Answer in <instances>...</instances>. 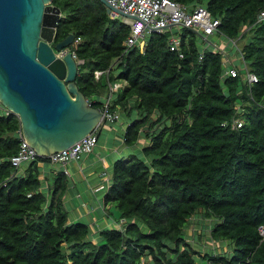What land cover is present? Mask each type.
Segmentation results:
<instances>
[{"label":"trees","instance_id":"16d2710c","mask_svg":"<svg viewBox=\"0 0 264 264\" xmlns=\"http://www.w3.org/2000/svg\"><path fill=\"white\" fill-rule=\"evenodd\" d=\"M173 1L207 8L224 37H247L239 48L258 81L248 88L241 74L224 75L222 52L191 28L174 32L177 51L171 30L127 46L129 25L100 0H52L62 11L55 42L70 32L81 39L70 46L83 60L79 90L102 107L109 83L124 82L109 108L129 118L124 145L145 143L114 159L102 193V205L118 210L112 218L126 219L124 230L104 227L95 241L88 222L69 220L63 166L44 180L50 157L36 156L23 171L13 165L20 120L0 109V264H264V0ZM95 71H103L98 79ZM197 214L213 220L211 239L228 249L201 253L188 242Z\"/></svg>","mask_w":264,"mask_h":264},{"label":"water","instance_id":"95a60500","mask_svg":"<svg viewBox=\"0 0 264 264\" xmlns=\"http://www.w3.org/2000/svg\"><path fill=\"white\" fill-rule=\"evenodd\" d=\"M107 13L120 9L100 0ZM61 8L52 0H0V102L18 115L23 138L40 156L70 148L105 124L76 83L78 61L57 53L73 42H55Z\"/></svg>","mask_w":264,"mask_h":264},{"label":"built area","instance_id":"2783aa9c","mask_svg":"<svg viewBox=\"0 0 264 264\" xmlns=\"http://www.w3.org/2000/svg\"><path fill=\"white\" fill-rule=\"evenodd\" d=\"M106 2L113 8L120 9L128 16H121L123 21L126 22L130 27V34L124 40L127 46L135 45L139 43L142 47L145 44V37L152 31L162 32L165 30H171L173 33L170 37V49L179 50L180 49V36L175 35L174 32L181 27H188L199 32L202 36L204 44H209L212 46L214 51H221L223 54L222 62L225 65L224 75H238L241 74L245 80L248 88L258 81V76L255 72L251 71L244 60L243 51L239 48L237 39L225 37L226 43L223 44H213L208 42L207 38L215 33L222 35L219 31L220 20L211 15L209 10L202 5H196L192 10H189L187 6L175 2L173 0H106ZM111 17H119V15L113 11L108 13ZM258 20L264 21V9H262L258 14ZM80 37H74L73 42L80 41ZM231 42L236 46V52L238 56H232L230 54L229 44ZM70 50L72 56L82 63L83 60L79 59L73 49H65L60 53H66ZM179 52V51H178ZM179 55L183 57V53L179 52ZM203 51H201L199 57L202 58ZM103 71H95V76L98 79ZM121 86L120 83L110 84V90L117 89ZM110 96L104 101L101 110L104 117L108 121H117L120 119V112L118 110H110ZM0 109L8 112V109H4L0 102ZM243 123L241 118H235L233 120V127H240ZM18 135L20 138V144L18 152L11 157L13 165L16 167H21L25 165L28 161L33 160L38 156L37 152L28 144V142L23 138L22 130H18ZM97 142V137L95 133H90L85 136L81 141L72 145L68 149L53 152L48 155L50 161L55 164L63 166V172L68 174V168L66 164L70 160H77L83 153H88L93 150ZM20 171H22L20 169ZM124 219L117 224H123ZM123 230L124 227L120 226ZM259 234L262 239H264V224L258 227ZM206 264H216L212 261H207Z\"/></svg>","mask_w":264,"mask_h":264},{"label":"crops","instance_id":"0c3cea01","mask_svg":"<svg viewBox=\"0 0 264 264\" xmlns=\"http://www.w3.org/2000/svg\"><path fill=\"white\" fill-rule=\"evenodd\" d=\"M125 127L121 125L120 121L101 125L100 129H97V143L93 151L83 153L79 160H70L66 165L69 184L64 193L63 201L69 211V220L88 222L91 230L96 233L104 227H124L127 222L124 218L118 220L112 218L113 212H111L110 207L102 205V193L112 178V163L116 157L123 156L129 147L123 143L122 135ZM101 133L104 134V138L99 141ZM42 168L41 177L45 180V178L52 176L56 170H59L61 165L43 164ZM70 211H73L72 214ZM122 219H124L123 224L116 223Z\"/></svg>","mask_w":264,"mask_h":264},{"label":"rangeland","instance_id":"374dc122","mask_svg":"<svg viewBox=\"0 0 264 264\" xmlns=\"http://www.w3.org/2000/svg\"><path fill=\"white\" fill-rule=\"evenodd\" d=\"M246 39H247V37L240 40L238 42V46H242V44L245 42ZM207 40H208V42H212L213 44L214 43L215 44L221 43L224 45L226 43V38L222 35H219L218 33H215V34L209 36L207 38ZM229 48H230V54L232 56H235V55L238 56V54L236 52V46L232 42H231V44H229ZM119 121L121 122V125L126 126V124L129 122V118L127 117V115L125 113H123L121 111ZM119 121H117V122H119ZM103 138H104V134L101 133V135H99V141H101ZM142 141H144V139H142L141 141H139L137 144H135L133 146H129L126 149V151L124 152L123 156H126L131 151L132 152H139L140 149L142 148V145H143ZM144 143H145V141H144ZM42 170H43V168H42ZM109 207H110L111 212H113L114 214L115 213L118 214V210L115 207V205H110ZM72 212H71V214H72ZM212 222H213V220H210V219L208 220V219L204 218V216L202 214H197V215L192 217L191 223L187 227L186 235H187L188 242H191L192 245H194L199 250H201V253H204L207 250H211L212 252L215 251V252L219 253V252H222L225 248L228 249V247H227L228 244L226 245L227 242L225 243V241H223V242L222 241H214L211 239L210 232H211ZM201 231H202V233L200 234V236H198L199 232H201ZM92 235H93V239L95 241H98L99 235L94 231H92Z\"/></svg>","mask_w":264,"mask_h":264},{"label":"clouds","instance_id":"9594fccd","mask_svg":"<svg viewBox=\"0 0 264 264\" xmlns=\"http://www.w3.org/2000/svg\"><path fill=\"white\" fill-rule=\"evenodd\" d=\"M121 17V16H120ZM73 41H74V39H73ZM73 43V42H72ZM71 43V44H72ZM71 44H70V46H71ZM67 47V48H65V49H71V47ZM65 49H63V50H65ZM63 50H61V51H63ZM61 51H58L57 53H60ZM68 51H70V50H68ZM67 52V51H66ZM76 53V52H75ZM64 54V53H63ZM77 55V54H76ZM74 58V57H73ZM80 59V58H79ZM79 64V63H78ZM112 83H120L121 84V86L124 84V82H122V81H115V82H110L109 84H112ZM120 86V87H121ZM118 89V88H117ZM114 90H116V89H114ZM114 90H110V101H111V93L114 91ZM108 96V97H109ZM107 97V98H108ZM106 97H105V100L107 99ZM88 100V99H87ZM89 101V100H88ZM90 103V102H89ZM1 105L3 106V108L4 109H7L2 103H1ZM97 108H99L100 110H101V107H97ZM10 111V110H9ZM102 111V110H101ZM120 112V111H119ZM120 114H121V112H120ZM108 121V120H107ZM117 121H119V120H117ZM105 122H106V119H105ZM113 122H116V121H113ZM91 133H95V135H96V137H97V134H98V130L96 129L94 132H91ZM97 143V142H96ZM94 149V148H93ZM93 151V150H92ZM89 153V152H88ZM38 156H40V155H38ZM47 157V156H46ZM23 166L24 165H22L21 167H20V169L23 171ZM125 219V218H124ZM206 219H208V218H206ZM210 220H212V219H210ZM115 227V226H114ZM125 227V226H124ZM112 228V227H111ZM117 228V227H116ZM118 229H120V228H118ZM124 230V229H123ZM213 252H215V251H213Z\"/></svg>","mask_w":264,"mask_h":264}]
</instances>
